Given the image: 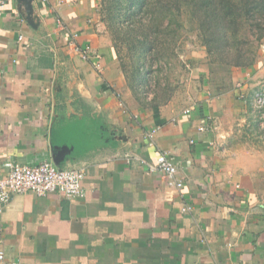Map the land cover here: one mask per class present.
Masks as SVG:
<instances>
[{"label": "crops", "instance_id": "0c3cea01", "mask_svg": "<svg viewBox=\"0 0 264 264\" xmlns=\"http://www.w3.org/2000/svg\"><path fill=\"white\" fill-rule=\"evenodd\" d=\"M235 79L244 99L202 93L189 113L144 105L118 66L100 0L6 1L0 165L48 160L85 175L79 197L11 196L0 208V264H264V140L252 105L264 37ZM159 151L176 164L180 190L137 158Z\"/></svg>", "mask_w": 264, "mask_h": 264}, {"label": "trees", "instance_id": "16d2710c", "mask_svg": "<svg viewBox=\"0 0 264 264\" xmlns=\"http://www.w3.org/2000/svg\"><path fill=\"white\" fill-rule=\"evenodd\" d=\"M183 11L193 21L189 30L197 31L210 63L230 70L249 65L264 37V0H100L101 19L112 36L126 84L144 105L161 103L155 92L148 100L141 89L156 78L151 64L166 59V37L173 40L184 26Z\"/></svg>", "mask_w": 264, "mask_h": 264}, {"label": "rangeland", "instance_id": "374dc122", "mask_svg": "<svg viewBox=\"0 0 264 264\" xmlns=\"http://www.w3.org/2000/svg\"><path fill=\"white\" fill-rule=\"evenodd\" d=\"M181 20L184 26L178 29V35L173 40L170 39L171 35L166 37L170 40L168 41L170 42L169 45L163 47L166 59L162 60L160 64H151V69L154 71L153 75L156 78L152 79L146 84V87L144 86L141 89L142 93H145L149 100L154 96L155 92L161 102L159 105L170 104L182 111L186 109L192 110L197 97L202 93L209 97L218 98L221 94L230 90L236 92L238 99H244L246 94L241 88L243 85L242 81L231 80V70L233 68L230 70L227 65L217 62L210 63L205 46L197 38V31L189 30L193 26V21L188 19L187 11H183ZM243 30L244 27L242 26L240 33ZM106 31L112 44V36L107 29ZM260 47L261 41L257 47L254 60ZM116 60L121 70L117 55ZM253 61L249 65L234 68H247ZM203 69L207 70V73H204ZM121 72L125 81H127L125 73L122 70ZM245 77L248 79L251 75L247 73ZM256 92L264 93V83L252 95L253 112L256 119H258L259 127L263 129L262 137L258 136L257 138L264 140V102L260 101L257 103L256 99L254 100ZM208 126L210 127L209 121L207 122Z\"/></svg>", "mask_w": 264, "mask_h": 264}, {"label": "built area", "instance_id": "2783aa9c", "mask_svg": "<svg viewBox=\"0 0 264 264\" xmlns=\"http://www.w3.org/2000/svg\"><path fill=\"white\" fill-rule=\"evenodd\" d=\"M8 0H0V10ZM45 1V0H42ZM58 27L66 30L60 20ZM75 33L67 32V44L78 52L82 57H87L88 47L85 49L75 44ZM98 57V55H97ZM95 67L100 70L99 62L96 61ZM257 103L264 102V93H255ZM190 109L183 110V113H189ZM200 131L206 130L204 124L199 128ZM139 162L144 165L149 172H161L168 175L173 187L177 190L182 188V181L176 177L177 167L171 160L167 151H159L153 160H146L138 157ZM82 168L60 169L55 167L50 161L45 160L33 165L19 164L11 160H6L0 165V208L9 202L14 194H23L33 192L37 195H47L51 192H57L67 198L79 197L83 194L82 181L84 178ZM189 205H184L181 210L187 211ZM4 258V253L0 250V260ZM10 264H18L12 261Z\"/></svg>", "mask_w": 264, "mask_h": 264}]
</instances>
